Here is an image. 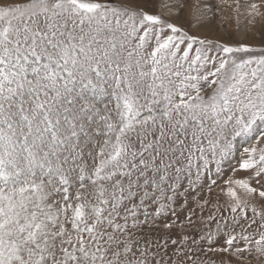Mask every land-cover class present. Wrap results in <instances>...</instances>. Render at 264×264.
I'll return each instance as SVG.
<instances>
[{
	"label": "snow or ice",
	"instance_id": "snow-or-ice-1",
	"mask_svg": "<svg viewBox=\"0 0 264 264\" xmlns=\"http://www.w3.org/2000/svg\"><path fill=\"white\" fill-rule=\"evenodd\" d=\"M155 6L0 3V264H162L169 241L167 264H264V48L200 38ZM226 166L250 174L224 181L229 216H204ZM161 227L179 239L141 245Z\"/></svg>",
	"mask_w": 264,
	"mask_h": 264
},
{
	"label": "rangeland",
	"instance_id": "rangeland-1",
	"mask_svg": "<svg viewBox=\"0 0 264 264\" xmlns=\"http://www.w3.org/2000/svg\"><path fill=\"white\" fill-rule=\"evenodd\" d=\"M4 2H12V0H0V3ZM117 2H129V0H117ZM184 5V11L180 15H176L174 12V8L176 5V0H155L156 6L151 9L153 12H159L163 18L170 20L171 22L177 23L178 25H182L188 30L191 34H195L200 38L209 39L214 42L226 43L230 46H239L240 44H247L253 48H264V0H182ZM237 3H239V8H237ZM260 5L259 11L261 15L256 16L251 10V4ZM161 4H172V9L168 7H160ZM250 10V11H249ZM249 11V12H248ZM199 19L200 23L193 26L191 21L193 19ZM259 55L260 53H254ZM243 56V54H241ZM246 58V57H244ZM104 102L108 103L110 100H113L111 97H104ZM110 107H113L114 104L110 103ZM103 135L94 136V140L96 143H103ZM89 149H93V145L90 144ZM87 151V149H86ZM98 151V149H94ZM89 163L91 162V158H87ZM235 165V161L232 162ZM250 173L246 170H238L235 173L231 172L227 166L225 167V173L221 178L217 179V186L213 187V191L210 196L209 205H207L203 210V215L207 216L211 211H214L212 208L213 204H218L220 208V214L224 216H229V203L230 198L221 191V188L225 187L224 181L229 177L233 176V178H245ZM187 186V181H183V187ZM183 188H181V191ZM170 194V193H169ZM243 195L242 191L240 193ZM201 196H208L207 191L200 193ZM196 196V193L193 192L189 197L190 203L188 205L189 208L195 207V202L192 200V197ZM184 197H179L177 204V210L180 209V204H182ZM197 217L200 216V210L197 209ZM187 209L184 210V214H186ZM184 214H181L180 220L176 221L179 224L184 220ZM220 218V215H217V219ZM175 220L174 217H165L160 221L163 222ZM243 223V221H241ZM215 225H213V228ZM239 231V229H237ZM250 231H255L253 228ZM171 235L174 239H179V228H173L170 230H165L162 227L159 229H154L150 234L145 230V235L143 239H141V245H143L146 241H151L152 247L151 251H156V244L159 242L163 245L164 240ZM191 235V233H188ZM140 235L139 233L137 234ZM176 245H172L171 242H168L167 249H161L159 255H157V259H161L162 264H167L169 257L173 260L176 259L174 255V251ZM165 251L167 255H165ZM211 256L209 254L208 257H201V259H208ZM225 259H231L232 264H240V262L236 258L228 257L225 255ZM219 264L220 257H215ZM251 260V264H258L255 254L249 257ZM150 264H155V260H151Z\"/></svg>",
	"mask_w": 264,
	"mask_h": 264
},
{
	"label": "bare ground",
	"instance_id": "bare-ground-1",
	"mask_svg": "<svg viewBox=\"0 0 264 264\" xmlns=\"http://www.w3.org/2000/svg\"><path fill=\"white\" fill-rule=\"evenodd\" d=\"M249 11H250V10H249ZM249 11H248V12H249Z\"/></svg>",
	"mask_w": 264,
	"mask_h": 264
}]
</instances>
